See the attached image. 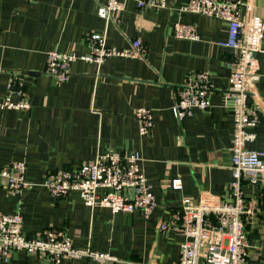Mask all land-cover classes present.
Instances as JSON below:
<instances>
[{"label":"crops","instance_id":"crops-1","mask_svg":"<svg viewBox=\"0 0 264 264\" xmlns=\"http://www.w3.org/2000/svg\"><path fill=\"white\" fill-rule=\"evenodd\" d=\"M105 0H0V95L12 77L27 89L29 109H0V167L26 163L28 185L11 192L0 177V214L20 212L23 231L39 237L64 227L79 248L110 252L112 264H178L185 236L161 223L179 211L184 197L200 201L206 194L229 200L234 179L231 167L233 115L224 94L230 86L233 53L221 45L228 37L224 19L183 10L189 0H166L167 7L139 8L125 0L109 19L98 14ZM245 20L264 17V0H241ZM177 21L195 25L198 39L175 35ZM100 33L109 45L129 48L141 39V55H116L98 63L76 58L69 78L58 83L46 72L48 51L83 55L89 35ZM256 88L249 103L260 115L250 130L249 148L264 150V43ZM207 73L212 105L178 118L173 104L181 86L195 72ZM14 99L19 96L14 95ZM153 111V127L141 135L135 112ZM140 152L141 168L155 194L149 214L137 209L113 212L89 206L77 192L55 197L41 186L49 171L78 169L101 152ZM181 177L183 188H171ZM255 213L245 215L248 264H264V175L241 179ZM0 264H99L87 257H66L59 263L14 250Z\"/></svg>","mask_w":264,"mask_h":264},{"label":"built area","instance_id":"built-area-1","mask_svg":"<svg viewBox=\"0 0 264 264\" xmlns=\"http://www.w3.org/2000/svg\"><path fill=\"white\" fill-rule=\"evenodd\" d=\"M125 0H105L99 4L98 14L109 19L124 8ZM138 7L164 8L166 0H137ZM241 0H189L183 10L228 22V37L221 45L233 53L230 86L224 97L233 115V137L231 167L234 179L231 184V198L206 194L200 201L184 197L179 211L164 220L160 229H172L185 236L181 243L178 264H248L249 243L245 229V215L255 213V207L247 202L241 179L247 176L256 180L264 175V150L249 148L256 133L250 127L256 126L260 115L249 103V97H259L256 83L259 78L260 62L257 51L264 43V17L252 15L243 18ZM175 35L180 38L198 39L195 25L177 21ZM90 51L83 55L48 51L46 72L57 82H64L71 73V63L76 58L101 63L116 55H141L144 46L141 39H133L129 48L120 49L109 45L102 34L89 35ZM213 84L207 73L195 72L178 91L173 104L175 115L183 119L192 115L195 108L206 109L212 103L210 92ZM14 95L19 99H14ZM30 95L21 87L15 77L8 82V92L0 95V109H29ZM138 130L147 135L153 127V111L139 107L135 112ZM142 156L138 151L125 153L109 150L99 153L91 163L78 169L61 168L48 172L41 186L53 196L60 197L77 192L89 206H106L113 212H132L140 209L151 213L157 201L147 176L141 168ZM26 163L13 161L9 166L0 167V177L8 189L22 193L28 185L25 178ZM171 188H183L181 177L171 179ZM23 250L40 258L59 263L66 257L87 256L99 264H112L119 259L110 252L79 248L73 243L64 227H52L39 237L27 236L23 231V215L20 212L0 214V259H8L12 251Z\"/></svg>","mask_w":264,"mask_h":264}]
</instances>
